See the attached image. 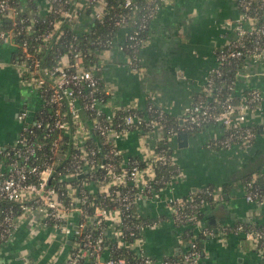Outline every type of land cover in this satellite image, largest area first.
Wrapping results in <instances>:
<instances>
[{"label": "built area", "instance_id": "2783aa9c", "mask_svg": "<svg viewBox=\"0 0 264 264\" xmlns=\"http://www.w3.org/2000/svg\"><path fill=\"white\" fill-rule=\"evenodd\" d=\"M164 1L146 0L142 7L136 0H124L121 6L127 11L111 17L119 30L128 29L124 49L132 71L140 68L141 45ZM18 5L16 0H0V42L19 45L21 73L38 88L42 106L31 120L28 112H21L20 134L11 145L0 147V264L4 249L29 218L62 236L68 252L61 264H200L202 254L196 243L179 258L150 256L145 233L162 218L144 216L139 204L162 202L174 224L190 228L200 225L202 208L223 200L225 192L207 186L187 197L165 196L164 190L179 170L169 182L158 172L176 165L167 137L177 130L168 126L167 112L152 100L145 110L109 106L102 90V53L113 47L115 37L97 38L96 44L107 47L90 65L83 62L81 51L69 50L70 54L60 55L52 66H43L38 56L41 47L31 50L26 40H16L24 20L29 21L30 29L34 27L36 14L19 20ZM237 5L234 36L216 49V66L207 73L205 90L185 107L180 125L187 132L210 125L223 127L224 136L210 146L224 149L251 147L257 130L248 118L264 101L259 88L240 97L235 94L244 65L264 59V0H238ZM108 6L107 0H47L42 12H52L56 18L43 40L56 32L61 36L63 24L72 29L87 14V7L89 18L103 22ZM4 18L11 23L9 29ZM226 67L236 69L235 78L228 77ZM133 130L164 132L166 137L161 140L166 139L167 146L159 149L158 145L145 159L131 158L125 164L119 141ZM244 187L248 202H264V188L256 180H247ZM230 229L223 228L224 232ZM232 229L258 244L264 264V221L248 229L243 223ZM203 233L214 232L207 228ZM29 260L26 264H36Z\"/></svg>", "mask_w": 264, "mask_h": 264}, {"label": "crops", "instance_id": "0c3cea01", "mask_svg": "<svg viewBox=\"0 0 264 264\" xmlns=\"http://www.w3.org/2000/svg\"><path fill=\"white\" fill-rule=\"evenodd\" d=\"M237 2L165 0L141 45L138 71L128 66V52L124 49L128 29L119 30L113 47L102 53V90L109 106H137L145 110L152 100L182 125L185 107L203 93L207 73L216 66V49L234 36L233 21L239 14ZM27 3V0L19 2L22 8ZM90 22L93 20L83 13L72 30L83 33L90 28ZM19 58L16 42H0V96L5 94L0 97V147L17 139L22 128L21 112H28L31 120L42 106L38 88L21 73ZM253 88H259L264 95V59L244 65L235 94L240 97ZM248 120L257 130L248 149L210 146L225 134V129L218 125L195 132L180 129L167 137L179 172L164 190L165 196L187 197L207 186L223 190L225 196L202 208L200 225L190 228L174 224L162 202H141L139 211L144 216L162 218L157 227L145 233L146 252L150 256L161 260L180 255L189 246L185 237L203 235L199 241L200 264H263L258 244L232 229L240 223L258 225L264 221V202H248L244 187L248 179L264 181V101L262 108L252 112ZM183 133L188 135L185 139ZM165 137L161 131L133 130L119 141L123 162L145 159ZM225 227L231 229L224 232ZM207 228L213 235L203 233ZM67 248L60 234L29 218L4 249L1 262L26 264L32 259L36 264H61Z\"/></svg>", "mask_w": 264, "mask_h": 264}, {"label": "trees", "instance_id": "16d2710c", "mask_svg": "<svg viewBox=\"0 0 264 264\" xmlns=\"http://www.w3.org/2000/svg\"><path fill=\"white\" fill-rule=\"evenodd\" d=\"M16 2H20V0H16ZM26 8H20L18 5V18L19 20H24L28 18L30 13H35V22L34 27L32 29L29 28V21H23L21 27H23V31L17 37V42H23L26 40L29 43V47L31 50H35L38 47H41V51L38 53L39 57L42 58L43 66H52L55 61L63 54H70L69 50L81 51L83 53V62L86 65H90L96 61H98V54L103 52V50L107 47L105 44H96V40L99 37L101 40L106 41L107 39H112L115 37L116 32H118L119 27H117L111 17L117 12H126L121 4L124 0H107L108 2V10L109 14H106L103 22L101 21H93L90 22V29L87 32L78 33L72 31L71 26L67 24H63L62 29L63 32L61 36H57L59 32L47 41L43 40V35L50 31L52 28L51 22L55 20V14L52 12H42L41 4H43V0H27ZM136 2L142 7L146 6V0H136ZM43 6V5H42ZM87 14L90 13V8L87 7ZM3 24L8 29L11 27V23L8 22L6 18L3 19ZM29 28V29H28ZM43 36V37H42ZM227 71L228 77L235 78L236 69L227 67L225 68ZM28 76L24 75V78ZM142 112V111H140ZM168 126H174L177 131H180L181 127L178 124V121L172 119L169 115L167 116ZM166 140V139H164ZM164 140H160L159 149L165 148L167 146ZM64 148L67 149V146L64 144ZM177 166H168L163 167L162 170H159L158 176H164L165 180L168 182L171 180L172 174L176 173ZM249 180V179H248ZM256 184H259L262 188H264V181L257 180ZM246 226V229L249 226H257L250 225L251 223H243ZM259 226V224H258ZM203 238V235H199L198 237H194V235L185 237V241L189 244L196 243L198 245V249L200 250V239ZM188 249V248H187ZM174 258H179L180 255L173 256Z\"/></svg>", "mask_w": 264, "mask_h": 264}, {"label": "rangeland", "instance_id": "374dc122", "mask_svg": "<svg viewBox=\"0 0 264 264\" xmlns=\"http://www.w3.org/2000/svg\"><path fill=\"white\" fill-rule=\"evenodd\" d=\"M43 1H44V2H43L42 5H47V0H43ZM1 96H2V97H5V94H2ZM1 96H0V97H1Z\"/></svg>", "mask_w": 264, "mask_h": 264}, {"label": "water", "instance_id": "95a60500", "mask_svg": "<svg viewBox=\"0 0 264 264\" xmlns=\"http://www.w3.org/2000/svg\"><path fill=\"white\" fill-rule=\"evenodd\" d=\"M8 21H9V20H8ZM181 136H182V138L185 139L188 135H187V133H183Z\"/></svg>", "mask_w": 264, "mask_h": 264}]
</instances>
